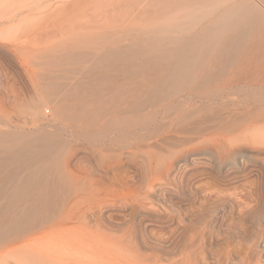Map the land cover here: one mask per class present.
I'll return each instance as SVG.
<instances>
[{"label":"rangeland","instance_id":"374dc122","mask_svg":"<svg viewBox=\"0 0 264 264\" xmlns=\"http://www.w3.org/2000/svg\"><path fill=\"white\" fill-rule=\"evenodd\" d=\"M167 1L171 0H53L50 9L18 29L0 32V154L10 158L12 146L38 151L0 167V191H57L43 201L56 212L39 222L36 237H49L56 228L72 225L65 219L72 205L104 198L123 203L122 197L147 196V205L157 212L151 224L144 225V251L158 253L169 245L174 260L184 256L177 239L187 242L199 225L193 216L196 210L201 213L196 205L224 207L216 225L220 236L208 245L210 255H223L230 241L226 262L248 264L260 257V225L253 216L260 217L264 40L250 42L203 83L156 92L143 84V78L159 71L162 63L135 75L120 62L99 79L103 54L160 35L177 36L166 29L179 20L180 12L177 6H166ZM63 102L77 112L86 107L103 110L91 134L79 125L87 117L70 118L59 109ZM48 134L58 144L46 154L39 141ZM73 148L76 158L71 161ZM171 157L178 161L174 168L186 174L187 190L178 202L185 213L175 214L169 225L163 209L170 202L169 191L151 183ZM8 195L0 196L1 208L13 203ZM19 200L16 203L25 206L35 197ZM125 220L122 227L128 225ZM226 227L231 230L224 231ZM168 235L173 236L169 242Z\"/></svg>","mask_w":264,"mask_h":264},{"label":"bare ground","instance_id":"6f19581e","mask_svg":"<svg viewBox=\"0 0 264 264\" xmlns=\"http://www.w3.org/2000/svg\"><path fill=\"white\" fill-rule=\"evenodd\" d=\"M53 3L55 4L53 0H0V32L4 29H18L26 20L44 12V9H50ZM165 5L177 6L179 9V20L166 29L179 35H160L103 54L98 60L102 69L100 80L107 76L110 66L118 65L120 62H123L135 75H143L146 68L162 63L163 67L159 71L143 78V84L156 92L179 88L193 81L203 83L219 68L223 69L232 62L250 42L259 39V42H255L257 45L261 39L264 40V0H171L165 2ZM188 31L189 34L184 35V32L188 33ZM21 35L25 36L26 33ZM263 43L264 41L262 45ZM261 48L264 49L263 46ZM262 51L261 55H264V50ZM261 95L264 97V94ZM262 96L260 97V190L257 191L259 196L257 198H260V217L253 216L256 220L254 222L260 225V241H258L260 257H255L256 259L250 260L248 264H264L262 258V255L264 256V102H262L264 98ZM59 109L69 112V117L75 120L81 116L87 117L86 123L79 124L85 134H91L94 122L103 113V110L99 109L98 112L89 107L77 112L65 102L59 105ZM39 144L44 149L43 153L47 154L53 151L58 141L48 134L42 137ZM3 150L0 149V152ZM10 150L12 151L10 158L0 154V167H7L9 160L19 157L24 160L27 156L31 158L38 154L37 150L29 147L12 146ZM123 154L122 151L120 156L122 157ZM218 156L222 158L220 150ZM75 158L76 149L73 148L69 159L73 161ZM176 164L178 161L174 157L163 165L164 168L162 167L160 172L152 176L151 183L152 186L159 184L169 191L170 202L164 204L163 208L164 215L168 216L166 223L169 225L173 217H176L175 214L182 217L185 213L180 210L182 205L178 202L184 200L187 190L184 185L186 174L176 170L174 168ZM30 190L17 189L9 195L6 191H0V196L7 194L13 199L11 205L0 207V215L7 214L2 219L0 217V264H228L226 260L228 261L230 255V241L227 242L224 250L221 251L223 255L220 256L210 255L208 248L209 243L212 244V241L220 236L216 232V225L222 213L220 209L224 211V207L202 203L196 205L201 213L198 214L196 210L193 216L199 225L190 233L187 242L183 243V240L176 238L179 245L183 244V248L180 247L184 251V256L174 260L169 254V245L158 253L144 251L148 243V233L144 225H148L157 212L147 205V196L122 197L123 203L104 198L95 203L82 202V205H72L65 217L67 223L73 222L72 225L56 228L49 237L48 235L36 237L34 232L38 230L39 222L56 212L51 205V209L48 210L43 201L48 196L55 197L57 191ZM30 197L32 199L35 197V201L30 204L24 206L16 203L20 201L19 199L27 200ZM166 199L168 201L167 197ZM121 213L125 218L127 217L126 220L124 217L123 219L118 217ZM124 220L126 224L128 223L127 227H124L125 223L122 227ZM230 230L226 227L224 231ZM183 235L179 238L182 239ZM172 237L171 235L166 237L168 242ZM173 243L176 246L175 240Z\"/></svg>","mask_w":264,"mask_h":264}]
</instances>
